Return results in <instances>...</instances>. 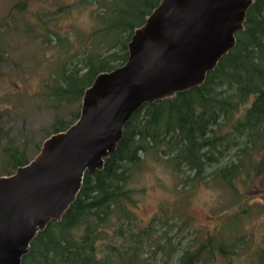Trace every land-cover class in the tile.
I'll list each match as a JSON object with an SVG mask.
<instances>
[{"label": "trees", "instance_id": "1", "mask_svg": "<svg viewBox=\"0 0 264 264\" xmlns=\"http://www.w3.org/2000/svg\"><path fill=\"white\" fill-rule=\"evenodd\" d=\"M77 1L97 6L92 27L77 39L71 30L44 33L58 53L42 93L65 104L81 103L99 72L126 61L134 28L160 0ZM35 30L43 32L40 25ZM79 110L68 124L56 116L52 133L65 130ZM22 146L2 145L0 176L38 153L30 158ZM156 164L169 168L180 184L171 191L172 201L159 204L142 225L133 183ZM251 177L264 188V0H253L235 46L202 84L133 113L102 169L85 172L76 200L60 221L38 232L21 264H214L238 257L264 264V234L257 241L242 224L251 208L248 198L231 214L221 212L213 233H200L186 211L189 192L198 186L213 184L237 196Z\"/></svg>", "mask_w": 264, "mask_h": 264}, {"label": "water", "instance_id": "2", "mask_svg": "<svg viewBox=\"0 0 264 264\" xmlns=\"http://www.w3.org/2000/svg\"><path fill=\"white\" fill-rule=\"evenodd\" d=\"M253 0H160L135 27L127 59L85 88L78 118L0 176V264H21L31 241L76 200L86 171L101 170L143 104L202 84L236 44Z\"/></svg>", "mask_w": 264, "mask_h": 264}, {"label": "rangeland", "instance_id": "3", "mask_svg": "<svg viewBox=\"0 0 264 264\" xmlns=\"http://www.w3.org/2000/svg\"><path fill=\"white\" fill-rule=\"evenodd\" d=\"M97 9L77 0H0V171L4 143L20 142L32 158L52 133L55 117H62L68 124L72 122V114L80 109V102L59 103L42 93V80L52 69L58 53L44 33L52 29L63 34L72 31L70 37L77 39L79 32L94 25L91 13ZM37 25L42 27V33L35 30ZM259 180L249 178L246 189H239L237 196L213 184L191 190L186 211L192 217L193 227L200 233L215 232L221 212L231 214L248 198L251 208L242 224L259 241L264 234V188ZM179 184V178L162 164L141 172L133 186L139 189L135 211L142 225L148 223L159 204L172 201L171 191ZM214 264H245V261L238 257L219 259Z\"/></svg>", "mask_w": 264, "mask_h": 264}]
</instances>
